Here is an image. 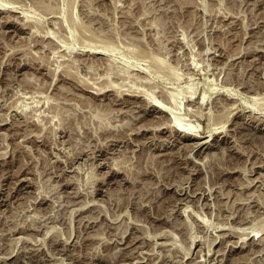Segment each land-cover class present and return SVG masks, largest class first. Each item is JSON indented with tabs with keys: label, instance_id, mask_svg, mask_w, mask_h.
<instances>
[{
	"label": "rangeland",
	"instance_id": "obj_1",
	"mask_svg": "<svg viewBox=\"0 0 264 264\" xmlns=\"http://www.w3.org/2000/svg\"><path fill=\"white\" fill-rule=\"evenodd\" d=\"M0 264H264V0H0Z\"/></svg>",
	"mask_w": 264,
	"mask_h": 264
},
{
	"label": "bare ground",
	"instance_id": "obj_2",
	"mask_svg": "<svg viewBox=\"0 0 264 264\" xmlns=\"http://www.w3.org/2000/svg\"><path fill=\"white\" fill-rule=\"evenodd\" d=\"M141 92L140 93H142V90H140ZM135 92H137V91H135ZM142 94H146L145 92L144 93H142ZM168 97H169V95H168ZM167 97V98H168ZM174 97V98H173ZM173 97L171 98V99H175L176 100V98H175V96L173 95ZM203 99V98H202ZM158 100V99H157ZM204 100V99H203ZM151 101H152V98H151ZM155 101V100H154ZM160 101V100H159ZM171 101V100H170ZM178 102V101H177ZM179 103H181V102H179ZM163 104V105H162ZM153 105L160 111V112H163V113H165V114H167V116L170 118V121H172L173 123L175 122L176 123V125H174L178 130H181V131H184L185 133H186V131L188 132V133H190V134H194L193 132V129H194V126H191L190 127V129L188 128L189 126H187V128L188 129H186L185 127L186 126H184V121H183V119L179 116V113L180 112H182V111H178L181 107L179 106V109L177 110V108H178V106H177V108H175V109H173V110H171V109H169V108H167L169 105L167 104H165L166 105V107L164 106V102L163 103H161V102H157V101H155V102H153ZM182 105V104H181ZM170 106H172V105H170ZM175 106V105H174ZM173 107V106H172ZM171 107V108H172ZM174 108V107H173ZM180 110H182V109H180ZM182 115V114H181ZM187 125V124H186ZM166 126V125H165ZM196 130V129H195ZM196 132V131H195ZM187 133V134H188ZM189 134V135H190ZM196 135V134H195ZM211 137V136H210ZM205 143V142H204ZM198 148V147H197ZM251 235V234H250ZM255 236H257V234L255 235ZM253 239V238H252Z\"/></svg>",
	"mask_w": 264,
	"mask_h": 264
}]
</instances>
